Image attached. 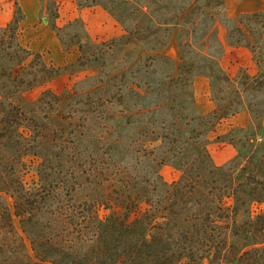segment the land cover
Wrapping results in <instances>:
<instances>
[{"label":"trees","instance_id":"1","mask_svg":"<svg viewBox=\"0 0 264 264\" xmlns=\"http://www.w3.org/2000/svg\"><path fill=\"white\" fill-rule=\"evenodd\" d=\"M62 1L43 0L65 49L79 48L74 62L56 65L24 44V14L0 25V264H264V209H254L264 204V10L229 17L225 0H78L80 8L103 5L126 28L96 44L57 25ZM219 19L228 45L251 51L256 75L241 68L231 77L221 65ZM176 29L178 65L165 50ZM90 70L98 72L94 98L47 88L64 73ZM198 75L212 81L207 114L196 106ZM38 87L46 88L28 111L19 99ZM98 102L107 119L146 117L135 147L102 166V181L96 170L63 165L79 153L41 151L69 140L57 144L37 118L73 119ZM246 108L247 125L230 123L217 136L237 154L217 164L211 133ZM37 157L39 180L30 182ZM165 165L181 177L166 181ZM98 182L100 198L77 199L85 183L98 191Z\"/></svg>","mask_w":264,"mask_h":264},{"label":"rangeland","instance_id":"2","mask_svg":"<svg viewBox=\"0 0 264 264\" xmlns=\"http://www.w3.org/2000/svg\"><path fill=\"white\" fill-rule=\"evenodd\" d=\"M141 3V0H134ZM156 1V0H153ZM226 14L229 17H238L242 13L256 12L264 10V0H225ZM156 7H164L169 4L156 2ZM24 14L25 18L20 23L21 39L24 44L31 49L44 54L48 62L56 65H65L74 62L79 55V48L73 46L65 49L62 40L53 29V21L49 20L48 13L43 0H0V25H7L16 18ZM45 18L48 21H45ZM60 27L67 28L71 35L78 33L85 41L86 34L92 42L100 44L113 38H118L126 34L125 26L118 21L103 5H97L89 8H80L78 0H63L60 7V17L56 20ZM71 23V25H70ZM218 33L220 39L225 44V52L221 57V65L231 77H235L241 68H245L251 75H256L259 69L253 61V55L248 49L235 50L227 43V29L221 19L218 20ZM85 28L86 33L83 30ZM179 31L174 30L173 37L166 47L167 54L173 62L178 65L181 62V52L177 46ZM210 44L207 46L206 51ZM98 72L79 71L75 73H64L58 79L48 84L58 94L66 91L74 92L80 90V93L93 92L99 86L98 79L94 78ZM87 77H93L87 79ZM212 81L208 76L198 75L194 79L196 106L202 114H207L215 108V102L211 99ZM94 86V87H93ZM90 87H93L90 89ZM46 87H38L19 99V103L28 111L32 110L35 102L40 97ZM83 89V91H81ZM93 98L96 94H92ZM86 101V100H85ZM82 110L73 119H48L43 113H37L40 122L54 132L51 138L60 144L63 139H68L67 147H42L41 151L53 149L59 151L65 149L68 152L79 153L80 160L73 159L71 162H63L66 167L74 166L78 168L83 166L90 171H97V179L102 181V166H109L114 160L115 154L123 147H135V133L138 127L146 121V117H130V113H114V116L107 119L102 114V103L98 102L93 107L81 105ZM126 114V115H125ZM250 118V112L246 108L239 115L225 121L219 125L215 132L211 133V140L208 148L211 155L214 153H223L226 144L217 142V136L227 131L230 123L247 125ZM57 130V132H55ZM260 141L264 142L263 139ZM237 154V153H236ZM235 154V155H236ZM86 155V156H85ZM234 155V156H235ZM233 156V157H234ZM223 160L222 164L228 162ZM43 160L41 157L34 159V167L27 175V180H39L37 167ZM131 162V160H128ZM215 161V160H214ZM110 163V164H109ZM161 173L168 182L178 180L182 171L174 165H165ZM99 183V182H98ZM98 191L92 190L89 183H85L76 195L77 199L100 198L102 196V183L97 186ZM256 212L264 209V204L254 207ZM107 211L100 209V214L104 215ZM15 226L19 229V220H15ZM27 246L33 254L30 242L27 240ZM52 264V263H46Z\"/></svg>","mask_w":264,"mask_h":264},{"label":"crops","instance_id":"3","mask_svg":"<svg viewBox=\"0 0 264 264\" xmlns=\"http://www.w3.org/2000/svg\"><path fill=\"white\" fill-rule=\"evenodd\" d=\"M231 47H233V46H231ZM233 48L235 50H238V49H247V48H244V47H239V48L238 47H233ZM263 123H264V120H263ZM236 153H237V149L232 144H226L224 146L223 156H224V160L225 161L228 160V159H230L231 157H233ZM218 164H222V163H218Z\"/></svg>","mask_w":264,"mask_h":264},{"label":"bare ground","instance_id":"4","mask_svg":"<svg viewBox=\"0 0 264 264\" xmlns=\"http://www.w3.org/2000/svg\"><path fill=\"white\" fill-rule=\"evenodd\" d=\"M213 159L215 160V162L218 163H222V161L224 160V156L223 153H214L212 155Z\"/></svg>","mask_w":264,"mask_h":264},{"label":"water","instance_id":"5","mask_svg":"<svg viewBox=\"0 0 264 264\" xmlns=\"http://www.w3.org/2000/svg\"><path fill=\"white\" fill-rule=\"evenodd\" d=\"M45 21L47 22V21H48V19H47V18H45Z\"/></svg>","mask_w":264,"mask_h":264}]
</instances>
